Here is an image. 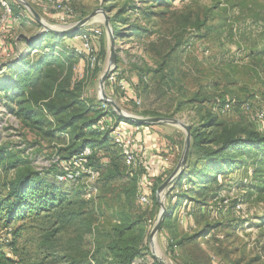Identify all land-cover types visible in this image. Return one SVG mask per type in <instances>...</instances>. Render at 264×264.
Masks as SVG:
<instances>
[{"label": "rangeland", "instance_id": "rangeland-1", "mask_svg": "<svg viewBox=\"0 0 264 264\" xmlns=\"http://www.w3.org/2000/svg\"><path fill=\"white\" fill-rule=\"evenodd\" d=\"M5 1L13 10L21 8H17L16 21L11 23L13 30L7 27L0 36V81L14 79L21 69V64L16 68L1 67L11 59L4 56L6 45H11L18 33L26 34L21 38L24 40L47 33L44 25L67 27L93 15L72 37L52 41L43 38L40 49L23 55V63H30L40 53L62 50L52 54L65 65V69L58 70V76L71 94L69 97L88 109L81 112L85 114L77 125L94 121L93 129L102 132L98 128L105 115V94L121 114L178 121L189 127L190 135L191 131L199 132L208 143L213 141L211 149H217L226 135L244 136L256 131L264 136V0H65L72 10L65 22L59 20L61 13L46 8L41 0H21L29 7L19 0ZM1 12L0 8V15ZM19 16L35 24H19ZM83 35L89 37L97 56L94 67L85 53H77L81 51ZM63 53L70 55L69 59ZM109 66V75L115 73L117 80L110 85L107 77L101 88L100 79ZM11 95L0 91V145L15 161L20 160V165L6 169V161L0 166V199L19 173L30 171L56 185V194L64 196V207L34 211L9 222L1 216L0 264H104L112 230L127 214L143 219L145 236L139 245L143 264H159L158 259L166 264H264V186L247 190L249 183H263L264 174L253 175V161L243 159L247 167L215 177L211 189L216 184L219 188L209 192L215 198L202 205L203 210L197 208L196 202L179 198L180 217L171 219L178 226L175 234L170 235L165 226L151 239L161 211L159 201L169 208L176 196L189 187L185 182L168 195L185 168L177 173L176 180H171L172 170L150 175V204H141L136 193L146 170L138 154L139 164L128 167L112 137L104 136L105 144L96 153L97 162L91 168L80 167L66 151L72 135L47 138L43 133L53 124L41 129L26 125L9 111ZM76 107L77 104L68 115L77 114ZM107 111L114 124L121 122L120 113L108 103ZM46 117L52 121L49 115ZM148 126L173 152L177 149L173 160L177 167L186 131L173 122ZM110 171L119 176L108 182L106 175ZM65 174L76 177L61 180ZM164 184L166 192L158 199L157 190ZM131 186L135 195L128 199L124 190ZM155 189L156 204L152 200ZM184 203L190 204L189 210ZM205 225L218 227L209 238L204 237V248L197 240V245L188 243L183 248L169 249L170 236L175 240L187 238Z\"/></svg>", "mask_w": 264, "mask_h": 264}, {"label": "trees", "instance_id": "trees-1", "mask_svg": "<svg viewBox=\"0 0 264 264\" xmlns=\"http://www.w3.org/2000/svg\"><path fill=\"white\" fill-rule=\"evenodd\" d=\"M21 6L14 8V15L18 16ZM51 38L52 40H59L65 37H72V34L63 36L52 33H45L37 36L35 39H24L27 44V50L40 49V43L43 38ZM56 43V42H55ZM54 46V45H53ZM52 48V47H51ZM50 48V49H51ZM59 51V52H58ZM57 52L45 53L37 55V59L32 62L23 63L24 56H19V69L13 78H7L0 81V91L4 93H12L9 98L7 107L15 117L20 119L28 126L38 127L54 125L52 129L43 133L47 138L54 137L55 134L68 135L73 137L71 145L66 150L69 158L78 156L86 147L90 148L91 154L87 157L86 168H91L96 159V153L103 148L105 144L104 136H109V133L98 132L94 128V121L84 122L77 125V122L82 120V116L88 109L83 107L84 104L74 97L70 98L71 94L65 90V84L58 76V70L65 69L64 62L60 59L54 58L52 54L62 53V50ZM65 59H69L70 55L62 54ZM16 60V59H15ZM15 60L9 61L1 65V67L8 68L16 66ZM70 71V70H69ZM6 78V77H5ZM71 100V103H67ZM77 104V114H72L68 117L69 110ZM83 107V110L81 109ZM84 111L85 113H81ZM81 113V114H80ZM46 115L52 118L49 120ZM120 121H131L118 118ZM87 130V132H86ZM191 148L187 165L182 172L179 182L170 191L173 193L178 187L186 182L189 187L181 195L176 198H182L185 201L192 200L196 202L197 206L205 205L215 197L209 195V192L218 190V184L215 177L228 175L233 169L247 167L246 161L248 158L253 161L255 171L254 176H259V172L264 174V136L256 131H249L244 136L226 135L223 140L219 142L217 149H211V142H207L203 134L191 131ZM118 150V149H117ZM119 151V150H118ZM120 156V155H119ZM8 162L6 169H16L20 165V160L15 159L7 152V149L0 145V166L4 162ZM244 162V163H243ZM251 165L252 163L249 162ZM248 164V165H249ZM54 170L56 171L55 167ZM58 172V171H57ZM48 174V173H47ZM119 176L118 172H108L106 181L111 182ZM211 186V187H210ZM264 186L263 183L258 184L249 183L247 190ZM56 185L47 178L41 176L40 173L25 171L19 173L17 177L8 185V193L3 199H0V220L4 217L5 222L14 221L16 218L23 219L26 214L34 213V211H55L58 208L64 207L63 195L56 194ZM157 189V188H156ZM156 189L152 196L153 202L156 204ZM128 199L135 195L134 186L124 190ZM181 196V197H179ZM201 198L198 201L195 198ZM178 205L175 203L171 207L166 208L167 212L164 215L163 222L160 229L167 227L169 221L172 219L171 212ZM194 218H197V212L193 213ZM120 221H117L115 228L112 230V237L107 244V257L104 264H143L142 253L139 245L143 242L145 232L141 227L142 217H132L130 215H122ZM63 222V221H62ZM205 229L193 236L175 240L171 238L168 244L169 249L173 250L174 246L183 248L188 243L196 244V241L204 235L210 234L212 229L218 227L204 226ZM170 235H174L176 226L168 227ZM208 228H210L208 230ZM192 259L198 260L195 255H190ZM200 258V257H199Z\"/></svg>", "mask_w": 264, "mask_h": 264}, {"label": "built area", "instance_id": "built-area-1", "mask_svg": "<svg viewBox=\"0 0 264 264\" xmlns=\"http://www.w3.org/2000/svg\"><path fill=\"white\" fill-rule=\"evenodd\" d=\"M41 3L48 9H51L54 12L61 13L59 16V20L61 22H65L72 15V10L70 6L67 4L65 0H41ZM0 8L2 9L0 15V36L5 31V29L11 25L12 22L16 21V18L13 14V9L5 0H0ZM95 34H99L98 31H94ZM86 54L88 58V63L91 67H94L97 64V56L94 54V50L91 46L90 39L87 35H83L81 37V51H78V54ZM9 57V55H8ZM116 74L111 73L108 76V83L111 85L116 81ZM120 88L124 89V84L119 83ZM228 108V106H225ZM102 108L104 110V117L99 121V130L102 132H107L112 137L114 144L120 151L122 155V159L124 163L128 167H136L138 165V161L136 159V155L138 154V149L136 147V143L134 139L125 133L127 128L122 126L120 123L114 124V120H112L107 111V103L102 102ZM263 117V115H261ZM135 132L140 130V125H135ZM91 154V150L89 148H85L78 156L74 157V160L80 167H85L87 163V157ZM169 158L165 157L163 162H168ZM76 175L65 174L61 177V180L71 181L74 180ZM147 173L144 175L140 182V188H138L136 196L138 201L141 204L149 205L150 204V192L148 191V186H150L148 182ZM239 209V205L236 206Z\"/></svg>", "mask_w": 264, "mask_h": 264}, {"label": "crops", "instance_id": "crops-1", "mask_svg": "<svg viewBox=\"0 0 264 264\" xmlns=\"http://www.w3.org/2000/svg\"><path fill=\"white\" fill-rule=\"evenodd\" d=\"M17 19H18L19 24H21L23 22H26V23L28 22L27 24L31 25L34 23L33 21H30V22L29 21H23L24 18L22 16L17 17ZM12 28H13L12 25L8 26V30H13ZM22 34L23 33H21V32L18 33V36L14 39V42L11 45H8V47L6 45V49H5L6 53L4 54V56L6 57V59L11 58L9 61L15 60L17 58L14 61L15 62L14 64H18L19 63V61H18L19 56L20 57L23 56L28 51L27 50V44L24 42L23 39H21V38H23V36H26V34L25 35H22ZM36 37L37 36H32L30 38L35 39ZM30 38L27 36V38H25V39H30ZM1 43L2 42H0V44ZM8 55H9V57H8ZM5 63H7V62H5ZM120 124L127 128V131L125 133H127L128 135H130L134 139V142L136 143V147L138 149V155L142 159V160H140V162H141V164H143L144 170H146V173L149 174V177H150V175L152 177H154L156 175H160V173L162 171H169V170L171 171L172 170V174L174 173V171L176 169V165H174L173 160H174L175 156H177V149L174 150L175 152H173V149L170 147V145L163 143L162 142L163 140L160 137H158L157 134H155L153 131H151V130H153L152 129L153 127H149L147 124H143V125H140V130L138 132H135L134 127L136 124H133L130 122H123V121H121ZM174 148H177V146H174ZM165 157L169 158L167 163L163 162V159ZM176 183L177 182H175V184ZM163 192L165 193L166 190H163ZM172 194L170 192L168 195H172ZM177 200H179V199L175 198V203L179 202ZM184 204L187 207V210H189L190 204H187V203H184ZM179 205H180V203H178V205L174 208V210H172V212H171L172 218L174 216H176L177 218L180 217L179 209L181 206H179ZM199 207L201 210H203L202 206H198L197 208H199ZM166 212H167V210H166ZM171 226H173V224L170 220L167 227H171ZM177 229H178V226L176 225L175 232L177 231ZM203 230H204V227L200 232H202ZM162 231L163 230H161V232ZM175 232H174V234H175ZM211 232H214V230L212 229ZM211 232H210V234H211ZM210 234L205 236V238H207V237L209 238ZM170 240H171V236L169 238V241ZM198 240H200L202 242V240H204V235L202 237H200ZM200 245L204 248L203 242ZM174 248H177V247L174 246Z\"/></svg>", "mask_w": 264, "mask_h": 264}, {"label": "water", "instance_id": "water-1", "mask_svg": "<svg viewBox=\"0 0 264 264\" xmlns=\"http://www.w3.org/2000/svg\"><path fill=\"white\" fill-rule=\"evenodd\" d=\"M22 4H24L25 6L29 7L26 3H24L23 1L19 0ZM34 17L37 18V15L35 14ZM93 18V15H89L88 17H86L85 19L77 22V23H74L70 26H67V27H51V26H46L44 25L43 29H44V32H49V33H52V34H55V35H67V34H72V33H75L77 30H79L80 28L84 27L85 25H87ZM105 26L106 28H108V21L105 19ZM110 73V66L108 67V69L106 70V72L102 75L101 79H100V85H101V88L103 87L104 85V82L106 81V78L108 77ZM102 101L110 104L116 111H118L120 114V116L122 117V119L124 120H127V121H131V122H134V123H137V124H140V125H143V124H156V123H160V122H173V123H177L179 124L185 131H186V139H185V146H184V151H183V154H182V157L179 161V163L177 164V167L174 171V173L171 175V180H176L178 179L179 177L177 176L178 172H181L183 168L186 167L187 165V160H188V157H189V152H190V148H191V135H190V129L188 126L178 122V121H175V120H168V119H156V118H146V119H143V118H139V117H136V116H131V115H123L121 114V111L119 110V108L117 107V105L111 100V98H109L107 95L103 94L102 96ZM164 187H165V184L162 185L158 190H157V197L159 199L161 193L163 192L164 190ZM159 204H160V207H161V211H160V214H159V217L157 219V222L154 226V228L152 229V232L150 234V238L152 239L159 231L160 227H161V224L163 222V219H164V215L166 214V208L162 205V203L159 201ZM158 262L159 264H166L164 263L162 260L158 259Z\"/></svg>", "mask_w": 264, "mask_h": 264}]
</instances>
